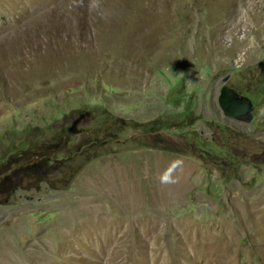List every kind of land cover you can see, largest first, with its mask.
<instances>
[{
    "label": "rangeland",
    "instance_id": "rangeland-1",
    "mask_svg": "<svg viewBox=\"0 0 264 264\" xmlns=\"http://www.w3.org/2000/svg\"><path fill=\"white\" fill-rule=\"evenodd\" d=\"M222 86L249 119L227 118ZM85 103L131 119L132 147L66 189L6 172L0 264H264V0H0V156L7 129L47 138ZM158 118L167 133L136 134ZM221 139L245 155L230 179L200 157Z\"/></svg>",
    "mask_w": 264,
    "mask_h": 264
},
{
    "label": "trees",
    "instance_id": "trees-1",
    "mask_svg": "<svg viewBox=\"0 0 264 264\" xmlns=\"http://www.w3.org/2000/svg\"><path fill=\"white\" fill-rule=\"evenodd\" d=\"M230 91L231 89L228 90V92ZM82 106V109H78V117L83 116L82 120L70 121L69 113H63L56 125L50 128V135L47 138L39 137L41 132L37 125L24 124L19 130L7 129L6 136L11 139V142L5 143L1 152L0 168L5 164H8V168L0 171V178L8 171L17 172L23 177L25 183L35 187L44 185L51 189H66L77 173L92 159L132 147L130 139L122 140L120 138L122 136L120 125L127 124L128 126L132 123L131 119L121 117L107 110L101 104L85 103ZM150 123L152 122L142 125L141 130L139 127L138 130L142 135L147 131V126ZM83 127H86L87 139L81 141L77 148H68L67 150L65 147H68L73 136H76ZM220 130V135H226L225 132H222L224 129ZM21 132L25 133L21 135ZM15 135L19 137L14 139ZM114 139V144L117 146L115 149H103V146L111 143ZM227 139L229 142L231 141V137H227ZM140 144L143 147L146 146L142 140H140ZM155 146L157 145L155 144ZM200 150L204 152L200 154L202 158L213 153L220 157H217L216 161L219 159L222 162L221 166H224L222 168L227 169L225 171L226 179L235 176V173L231 172L236 161H242L245 158L230 149V144H227L223 139L219 145L208 142ZM2 193L0 192V194Z\"/></svg>",
    "mask_w": 264,
    "mask_h": 264
},
{
    "label": "flooded vegetation",
    "instance_id": "flooded-vegetation-1",
    "mask_svg": "<svg viewBox=\"0 0 264 264\" xmlns=\"http://www.w3.org/2000/svg\"><path fill=\"white\" fill-rule=\"evenodd\" d=\"M228 90H229V88H227L225 86H222L220 88V92H219L220 103L222 104L223 110H224L227 118L232 119L235 122H238L239 120H242V119H244V117H246L247 112L244 108V105L242 104L241 99H234L231 96V93L228 92ZM160 122H161V119L159 118V119H157V121L150 123L147 126V131L144 132L145 136L149 139V141L151 143L153 141V138H155L159 135L160 131L167 133V129H164L161 127L158 128V125ZM134 130H135L137 135L141 134V132L139 130H137V129H134ZM225 132H226V130H225ZM230 149H232L231 145H230ZM240 156L245 157L244 154H240Z\"/></svg>",
    "mask_w": 264,
    "mask_h": 264
},
{
    "label": "water",
    "instance_id": "water-1",
    "mask_svg": "<svg viewBox=\"0 0 264 264\" xmlns=\"http://www.w3.org/2000/svg\"><path fill=\"white\" fill-rule=\"evenodd\" d=\"M231 96L234 98V99H241L242 101V104L244 105V108L247 112V115L246 117H244L245 120L249 119L250 118V110H251V103H250V100L244 96H241V95H238L236 93H231Z\"/></svg>",
    "mask_w": 264,
    "mask_h": 264
}]
</instances>
